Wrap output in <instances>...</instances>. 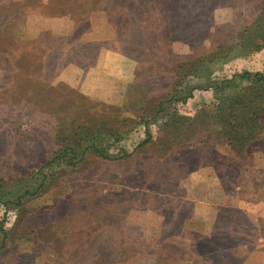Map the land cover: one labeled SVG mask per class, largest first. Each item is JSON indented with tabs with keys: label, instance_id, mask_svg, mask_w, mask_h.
Masks as SVG:
<instances>
[{
	"label": "rangeland",
	"instance_id": "rangeland-1",
	"mask_svg": "<svg viewBox=\"0 0 264 264\" xmlns=\"http://www.w3.org/2000/svg\"><path fill=\"white\" fill-rule=\"evenodd\" d=\"M259 9L260 0H0V184L17 191L0 201V264H264V111L243 154L213 123L210 88L174 99L202 86L178 75L183 64L234 45ZM244 70L264 73V49L212 74ZM97 121L129 131L125 158L86 155L22 196L34 187L26 173L42 177L76 133H89L84 154L103 148Z\"/></svg>",
	"mask_w": 264,
	"mask_h": 264
},
{
	"label": "trees",
	"instance_id": "trees-1",
	"mask_svg": "<svg viewBox=\"0 0 264 264\" xmlns=\"http://www.w3.org/2000/svg\"><path fill=\"white\" fill-rule=\"evenodd\" d=\"M7 27L3 21H0L2 31ZM237 38V42L232 46L221 45L218 50L212 53L190 60L188 64H185L188 67L183 64V72L180 68L181 73H178V75L183 77L186 74H192L199 79H203L202 86L199 84L187 85L185 89L175 93L178 95L177 97L174 96V99L184 103L192 95L191 90L193 88H210L213 94V123L219 125L220 128L222 127L226 134L223 138L231 144L233 150L237 152L244 151V154L247 147L255 141L256 133L259 132L258 129L261 125L258 118L261 117L264 111V73L244 70L234 72L230 78L225 76L219 78L212 73L215 65L218 67L236 57H248L264 49V0H260V9L254 20L241 29ZM8 56L9 53L0 52V60ZM167 104L170 105L171 102L168 100ZM165 108L166 106L160 102L157 111L164 112ZM93 126L97 129L93 131L94 135L101 143H104L103 140L107 137L103 148L96 146L92 151L90 150L87 154H84L86 149H84L85 144L82 145V143L86 141L89 133H76L67 146H63L62 150L60 149L61 151L56 152L53 159L44 163L46 172L42 174V177H39L34 170L26 173V177H23V179L31 181L34 187H26L22 196L36 195L40 190L43 191L46 185L47 187L51 186L56 175L60 174L62 176L65 172L76 169L86 155L90 154L96 158L121 162L127 152L119 148L118 144L129 131L122 128H111L106 126L103 121H97ZM165 126L168 128L171 125L165 123ZM97 139L95 138V140ZM147 142L148 140L145 139L140 144ZM98 144L100 145V143ZM92 145L94 146V144ZM113 147L117 149L115 152L111 151ZM81 149H84L83 152L80 151ZM16 192L8 191L0 184V201L7 203L8 197L13 196ZM22 196L16 197L19 203ZM8 230L10 229L3 232V237L7 236Z\"/></svg>",
	"mask_w": 264,
	"mask_h": 264
}]
</instances>
